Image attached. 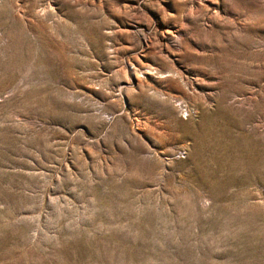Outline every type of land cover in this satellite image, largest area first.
<instances>
[{
    "label": "rangeland",
    "instance_id": "rangeland-1",
    "mask_svg": "<svg viewBox=\"0 0 264 264\" xmlns=\"http://www.w3.org/2000/svg\"><path fill=\"white\" fill-rule=\"evenodd\" d=\"M0 264H264V0H0Z\"/></svg>",
    "mask_w": 264,
    "mask_h": 264
}]
</instances>
